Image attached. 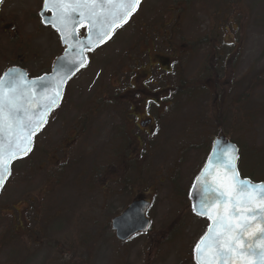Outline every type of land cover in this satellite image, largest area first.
<instances>
[{
	"label": "rangeland",
	"instance_id": "374dc122",
	"mask_svg": "<svg viewBox=\"0 0 264 264\" xmlns=\"http://www.w3.org/2000/svg\"><path fill=\"white\" fill-rule=\"evenodd\" d=\"M184 2L186 0H147L135 19L119 34L115 46L126 45L128 40L131 42L140 37L139 28L133 24L139 15L144 16L147 12L161 14L156 18L159 23L170 21L165 28L166 35L170 36L169 32L179 9L182 5L188 6L182 11L185 14L181 19L182 37L188 40L201 39L208 28L213 30L216 27L222 30L227 25L234 44L238 47L241 42L236 58L229 65L231 91L226 100L223 102L220 97L223 96L222 90L217 91L219 98L216 102L213 94L201 91L203 97L199 100V108L190 106L180 114L173 113V110L169 112L163 124L165 127L160 129L158 135L150 138L152 143L148 156H145L143 161H137L133 165L134 174L129 175H120L114 160L108 158L107 154L112 149L110 142L113 139V127L110 124L111 115L106 113L88 120L89 123L87 122L79 133L76 146L66 158L58 152L56 156L51 153L48 165L44 163V169L37 171L34 165L37 162L33 159L37 157V151L40 150L44 157L52 147L57 149L60 146L59 140L48 146L42 137L53 132L58 121H63L66 126L62 122L60 126L64 127V130L56 131L53 138L66 137L70 128V123L64 117L52 116L44 132L36 140V150L32 156L12 165L7 186L0 194V208L16 200L21 199V202H24L27 196L42 195L34 202L33 207L38 212L46 211V222L39 223L38 217L34 216L36 223H31L29 229L33 230V233L21 236L17 243H10L7 251L0 249V264L14 262L16 259H19L20 264H131V259L137 257L133 252H124L125 246L117 247L110 222L127 208L135 193L144 194L148 199L152 196V208L148 216L152 217L153 227L157 231L169 225L179 214H183L182 221L188 222L187 241L190 244L193 231L195 235H202L208 224L196 216L192 217L190 212L183 213L185 203L182 196L198 176L212 141L218 136H224L238 147L240 175L244 178L249 176L255 182H264V0H189L188 4ZM6 6L2 14L5 9L12 11L9 4ZM21 7L24 44L30 46L24 48V68L34 72L38 66L45 67L60 53V48H53L51 41L41 36L39 31H31L35 27L32 16L38 4L24 2ZM146 22L149 21H146L145 17L144 23ZM8 36L1 28L0 77L13 65L16 54L14 39H9ZM37 42H41V45ZM5 43L8 48L3 47ZM119 47L99 48L90 54L91 64L83 72L84 78L86 75L88 79L93 78L94 73L101 69L105 71L106 67L107 74L104 76L103 73L102 78L96 82V87L101 88L100 85L104 84L108 89L107 83L101 81L116 69L119 52L128 49ZM232 52H236V49ZM206 53L200 54L196 62L191 64L193 68L206 66ZM191 69L189 67L184 70V79ZM172 86H179L175 78L172 79ZM106 142H109V145ZM151 145L158 150L153 152ZM149 155L150 161L147 160ZM104 157L106 160L101 161H104L103 166L110 170L109 180L99 176L100 167L102 168L99 160ZM187 158L193 159L194 162L189 160V164H183ZM179 159H183V162H179ZM51 194L52 196H49ZM18 207L22 212L25 210L22 204ZM49 216L52 220L48 222ZM6 220L0 213V227L6 224ZM9 220L11 218H8V223ZM146 248L149 246L146 245ZM164 248L160 260L152 253L157 260L155 264H171V254H163Z\"/></svg>",
	"mask_w": 264,
	"mask_h": 264
},
{
	"label": "flooded vegetation",
	"instance_id": "af4514ba",
	"mask_svg": "<svg viewBox=\"0 0 264 264\" xmlns=\"http://www.w3.org/2000/svg\"><path fill=\"white\" fill-rule=\"evenodd\" d=\"M146 1L147 0H140L139 6L129 16L126 23L117 29L106 42L97 46L91 53L86 54V65L77 70L65 83L58 106L51 111L47 123L33 138L31 152L25 158L17 162L24 161L32 156V153L36 150V140L42 135V132H44L47 127L48 120L51 121L50 119L52 116L64 117L66 121L70 123L68 125L70 128L67 131L66 137L61 138V136L59 139L53 138V134H56V131L64 130V127L60 126L63 121H58L54 127V131L42 137L44 138V143H48V146L57 140H59L60 146L57 149L56 147H52L51 149L48 148L50 149L47 152L49 154L44 157L43 153L37 149V157L33 158L37 162L36 164L34 163L37 171L44 169V163L48 165L51 153L54 156H56L57 152L61 154L60 156H67L74 146H76L79 133L82 131L84 125L87 124V122L89 123L88 120L97 117L99 114L106 113L111 115L110 124H112L113 127V133L111 134L113 139L110 142L112 149L107 154L108 158L114 160L120 175L134 174L135 166L133 167V165H135L137 161H143L145 156H148L150 143H152L150 138L158 135L160 129L165 127L163 124L166 122L165 118L169 112L173 110V113L180 114L190 106L199 108V100L203 97L201 91L213 94L214 101L216 102L219 98L217 91L222 90L221 94L223 96L220 95V97L223 102L226 100L231 91V71L229 65L236 58V53H238L241 47V42L238 47L234 44V40L232 39L230 31H228L227 25L222 30L216 27H214L213 30L208 28L206 34H204V38L201 39L195 38L188 40L182 37L180 35L181 19L185 16L182 11H185L188 6L182 5L179 9V14L176 16L175 23L169 32L170 36L166 35L167 31H165V28L168 26L167 23L169 24L170 21L159 23L156 18L161 14L147 12L144 16L139 17V15L133 24L137 25L136 27L139 28L140 37L131 42L128 40L126 45L121 44L120 47L115 46L119 34L125 30L124 28H126L133 19H135L139 14L141 6ZM24 2H34L38 4L37 10L32 16L35 27H33L31 31H39L41 36H45L51 41L53 48L54 46L60 48V53L58 55H56L45 67H36L34 72H29L28 69H25L26 67L24 68V48H30L29 44H24L25 42L23 39V33H25V31L21 6ZM188 3L189 0L184 2V4ZM7 4L10 5L12 11L5 9L6 13L4 12L2 14V10L7 7ZM155 4L160 5V3L156 2ZM43 5L44 0H2V2H0V29L2 28L8 33L9 39H14V48H16L13 65L9 68L25 70L28 78L31 80L51 74L55 62L63 55L65 48H67L62 45L58 32L55 31L51 25L46 26L43 24L42 18L40 17L44 8ZM159 9H161V6ZM53 16L54 14L51 12L45 13V17L47 18H52ZM145 17L146 21L149 22L144 23ZM29 25L31 24L29 23ZM149 25L152 27H148ZM86 34L87 25L84 24L79 26L77 31L79 40L84 39ZM37 43L41 45V42ZM71 43H76V41L73 40ZM3 47L8 48L6 43ZM118 47L128 49L127 51L119 52L120 56L117 58L116 69L112 74L106 77L105 80L103 79L101 81L107 83L108 89L104 84H99L102 86L101 88L96 87V82L102 78L101 76L103 73L104 76L107 74L106 67L105 71L101 69V71L98 70L96 74L94 73L93 78H86L88 75L85 76L86 79L84 78L83 72H85L86 68L91 64V60H89L90 54L99 48ZM234 49H236V52L233 53L232 51ZM203 52H207L205 56L206 66H196V68H193L191 64H194L196 59L200 57V54ZM189 67L192 68L191 72L187 74V78L184 79V70H188ZM174 78L179 85L177 87L172 86V79ZM90 80L92 81L89 82ZM63 125L66 126L64 122ZM215 139H213L211 147ZM178 142L175 143V147H177ZM106 143L109 145V142ZM103 145L104 144H102V146ZM151 148L153 152L158 150L154 148L153 145H151ZM101 160L105 161L106 159L104 157L99 160L102 165V168L100 167L101 173L99 176L109 180L110 170H108L107 166H103L105 162ZM147 160H151L150 155ZM189 160L192 163L194 162L193 159ZM189 160L187 158L183 162V159H179V162L189 164ZM40 165L42 166L40 167ZM139 165L144 166V164ZM174 172L175 171H173V173ZM200 172L201 169L198 174ZM8 180L9 179H7L2 187L0 194L7 186ZM191 186H189L190 188L188 187L185 194L182 196V201L185 203V210L183 213L190 212L192 217H194L195 214L193 213L189 198ZM41 196L42 195L27 196V200L24 202H21L20 199L0 208V213L5 216L7 220L11 218V220H9L10 223L6 220L4 222L6 224L0 227L1 250L4 248L6 249L4 251H7L10 243H17L18 238H21V236L33 233V230L30 231L29 229L31 223H36L35 217H38L39 223L44 224L46 222L48 216L46 211L38 212L33 207L34 202H37L39 200L38 198ZM49 196H52V194ZM152 200V196L148 199L144 194L135 193L132 195V199L127 208L117 216H121L133 202H146L149 206L145 212V218L149 221V226L145 232H138L125 241H120L116 236V232L112 229V221L117 217L111 220L110 227L114 233V239L118 244L117 247L123 248L125 246L124 249L126 250L124 252H127V254L129 252L132 254L133 252V254L136 255L137 258L131 259V264H142V262L143 264H155L157 260L154 259L152 253H155L157 259L160 260L162 257L161 251L165 245L167 246L164 248L163 254H171L169 259L171 264H195L193 249L201 237L204 236L207 227L202 235H195V231L192 230L194 234L190 237V244H188L187 241L189 234L188 222L182 221L183 214H179L176 219L169 222V225L167 224L165 228H161L157 231L153 227L152 217L149 218L148 216L152 208ZM19 204L25 207L23 212L21 208L18 207ZM49 212H51V209H49ZM51 218L52 217L49 216L48 222L52 220ZM41 219L43 222H41ZM207 224L206 221V225ZM146 245L149 246L148 249ZM18 249L15 252L16 257L18 256ZM148 255L149 258H147ZM7 256L5 257L7 258ZM145 256L146 258H142ZM6 264L20 263L19 259H16L14 262L10 261ZM128 264L130 263L128 262Z\"/></svg>",
	"mask_w": 264,
	"mask_h": 264
},
{
	"label": "snow or ice",
	"instance_id": "6c2138e0",
	"mask_svg": "<svg viewBox=\"0 0 264 264\" xmlns=\"http://www.w3.org/2000/svg\"><path fill=\"white\" fill-rule=\"evenodd\" d=\"M139 4L140 0H44V9L53 11L54 19L48 22L62 41L69 47L91 50L110 38ZM84 24L87 44L77 36L78 27ZM84 63L81 54L77 66ZM18 79L9 77L10 85ZM59 87L57 84L54 94L44 97L42 104L15 87L11 94L0 92V188L10 175V162L32 150V138L47 123L48 112L58 106ZM226 151L221 148L214 152L217 162L226 169L222 177L213 178L216 184L207 181V167L197 177V191L202 197L194 211L211 221L193 249L197 264H264V182L239 178L234 163L238 159L236 150L229 160H223Z\"/></svg>",
	"mask_w": 264,
	"mask_h": 264
},
{
	"label": "water",
	"instance_id": "95a60500",
	"mask_svg": "<svg viewBox=\"0 0 264 264\" xmlns=\"http://www.w3.org/2000/svg\"><path fill=\"white\" fill-rule=\"evenodd\" d=\"M46 12H51L53 14V11L51 10V8H49L48 10H45L43 8V11L41 12V15H40V17L42 18L43 24L46 26H49L51 25V23H49L48 21L53 20L54 16L52 18H47L45 17ZM118 28H116L115 30H117ZM55 31L57 30L55 29ZM58 34L60 36L59 32ZM87 36H88V29H87L86 37L81 40V41H84L86 44L88 43L86 39ZM61 43L63 46H66L67 48H65L63 55L55 62L53 72L51 74L42 76L39 79L30 80L28 79L25 71H21V70L14 69V68L8 69L2 75L0 79V92H3L5 94H11L13 87H15L17 91L23 90V95L25 97L31 96L35 98L41 104L44 103V99H43L44 97L51 96L54 94V92L56 91L57 84H60L59 91L61 94L62 89L65 83L67 82V80L71 78L77 70L83 68L86 65V62H87L86 53L92 52L97 47L95 46L91 50H88L87 48L81 49V48L69 47V44L62 41V39H61ZM81 54L83 55L85 59V63L83 66L78 67L77 65L79 64ZM9 77H19V79L16 80L13 85H10ZM61 80L63 81L62 83H61ZM33 107H35V105ZM53 109L54 108H52L48 112L46 120ZM221 148L227 149V151L223 153V156H222L223 160H229L233 155L234 149L236 150L235 155L238 157V149L233 143L227 141L223 137H219L216 140H214L212 149L208 156V159L206 160V163L203 167V169H205L206 167L209 169L210 174L207 177V181L209 183L216 184L217 181L214 180L213 178L222 177L226 172V169L220 163L217 162L216 156L214 155V152L218 153ZM28 154L29 152L27 153V155ZM27 155L16 158L15 160L10 162V165L12 162L18 159H21ZM210 160H211V163H209ZM234 163L236 165V168L238 169V159H236ZM200 175L201 173L198 176ZM239 178H241L240 175H239ZM260 183L261 182L256 183V184H260ZM201 197H202V194L197 191V178H196L194 180V183L191 187L190 194H189V198L192 204V210L196 216L207 219V217L197 215L196 212L194 211V209L199 206ZM148 206L149 205L143 201L133 202L121 216L115 218L112 221V229L116 232V236L120 241H125L126 239L135 235L138 232L147 231L148 226H149V221L145 218V212L147 211ZM209 222L211 223V221ZM254 259L255 258H251V257L249 258L250 261H254ZM195 263L197 264L196 254H195Z\"/></svg>",
	"mask_w": 264,
	"mask_h": 264
},
{
	"label": "trees",
	"instance_id": "16d2710c",
	"mask_svg": "<svg viewBox=\"0 0 264 264\" xmlns=\"http://www.w3.org/2000/svg\"><path fill=\"white\" fill-rule=\"evenodd\" d=\"M249 178V176H247ZM251 179V178H250Z\"/></svg>",
	"mask_w": 264,
	"mask_h": 264
}]
</instances>
